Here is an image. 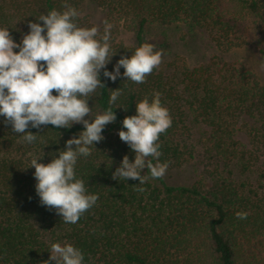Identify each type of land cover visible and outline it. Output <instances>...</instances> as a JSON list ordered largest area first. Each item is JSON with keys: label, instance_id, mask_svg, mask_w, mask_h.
Masks as SVG:
<instances>
[{"label": "trees", "instance_id": "trees-1", "mask_svg": "<svg viewBox=\"0 0 264 264\" xmlns=\"http://www.w3.org/2000/svg\"><path fill=\"white\" fill-rule=\"evenodd\" d=\"M65 4L79 11L76 23L85 28L95 26L85 8L101 11L97 38L104 21L113 25L108 71L146 43L152 25L185 27L182 41L198 31L216 53L198 64L173 55L142 84L122 75L108 80L101 70L105 87L88 101L91 116L111 107L116 119L91 155L77 160V178L99 198L75 224L40 206L29 162L41 157L38 163H49L83 125L29 128L37 139L26 144L0 123V264H44L53 242L81 249L84 264H264V84L230 55L249 48L264 62V0H0V27L19 42L29 22L42 24L41 14L63 11ZM121 30L134 35V45L117 38ZM160 48L168 47L163 42ZM118 88L122 95L109 105ZM153 91L161 93L172 119L158 141L159 159L169 166L163 178H147L145 191L138 192V180L112 179L125 155L134 159L117 133ZM184 167L199 170L198 177L171 182ZM141 174L148 177L147 169ZM237 212L247 217L237 219Z\"/></svg>", "mask_w": 264, "mask_h": 264}, {"label": "clouds", "instance_id": "clouds-1", "mask_svg": "<svg viewBox=\"0 0 264 264\" xmlns=\"http://www.w3.org/2000/svg\"><path fill=\"white\" fill-rule=\"evenodd\" d=\"M79 15L68 4L63 11L53 9L41 14L37 21L43 23L29 22V31L19 42L12 38L8 28L0 27V117H3L0 123L10 125L11 131L26 144L37 139L36 134L26 129L83 125V130L66 140L64 149H58V155L49 163H38L41 157L29 162V167L34 168L40 206L54 211L66 224L77 223L99 198L98 194L87 192L84 181L76 176L75 166L79 157L91 155L94 142L104 139L105 126L116 119L111 107L91 116L88 101L98 88L105 87L100 79L101 70L108 80L116 81L122 75L126 81L142 84L159 66L163 55V50L154 51V45L143 43L129 56L118 59L112 71H108L106 65L114 55H110L113 25L104 21L103 35L97 38L96 26H78ZM121 95L120 88L112 90L109 105L116 104ZM171 125L169 110L161 105L159 91L152 92L151 100L145 97L137 102L135 114L121 121L117 133L134 153V159L130 161L125 155L112 179L138 180L135 190L144 192L142 185L147 178H163L169 165L159 159L158 141ZM145 169L148 177L141 174ZM235 215L237 219H245L247 212ZM48 252L44 264H84L83 252L70 243L53 242Z\"/></svg>", "mask_w": 264, "mask_h": 264}, {"label": "rangeland", "instance_id": "rangeland-1", "mask_svg": "<svg viewBox=\"0 0 264 264\" xmlns=\"http://www.w3.org/2000/svg\"><path fill=\"white\" fill-rule=\"evenodd\" d=\"M87 7V5H86ZM85 13L88 14L90 22L95 26H99L102 13L100 10L89 6L85 8ZM186 29L183 26H150L146 30V43L154 45V51L163 50L161 63L171 59L173 55L183 56L188 60L189 64H198L207 60L214 53V47L206 40L205 36L200 32L188 34L185 41L178 40L181 35H185ZM117 38L121 39L125 45H134V35L127 30H121ZM165 42L167 49H157V46ZM264 43V39H263ZM230 55L240 58L248 68L252 69L257 75L262 84H264V62L260 57L249 48H238L230 52ZM227 57V56H226ZM229 57V56H228ZM159 64V65H160ZM170 181L176 183H189L199 175V170H194L192 167H184L181 170L172 173Z\"/></svg>", "mask_w": 264, "mask_h": 264}]
</instances>
